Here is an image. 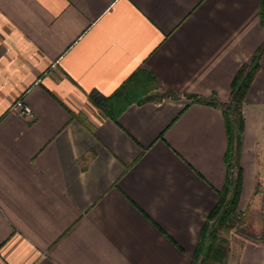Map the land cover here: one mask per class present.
I'll use <instances>...</instances> for the list:
<instances>
[{"label":"crops","instance_id":"obj_1","mask_svg":"<svg viewBox=\"0 0 264 264\" xmlns=\"http://www.w3.org/2000/svg\"><path fill=\"white\" fill-rule=\"evenodd\" d=\"M258 5L0 0V264H192L231 165L264 231V46L231 146L220 105L264 40ZM231 251L264 264L245 236Z\"/></svg>","mask_w":264,"mask_h":264},{"label":"trees","instance_id":"obj_2","mask_svg":"<svg viewBox=\"0 0 264 264\" xmlns=\"http://www.w3.org/2000/svg\"><path fill=\"white\" fill-rule=\"evenodd\" d=\"M258 19L261 26L264 27V0H259ZM264 46V40L260 47L253 53L248 60L243 63L230 83V91L226 102L220 103L222 106L224 128L230 146L234 144L241 132L242 119L240 108L246 89L258 67V58ZM122 88L116 90L108 97V105H119L121 110L128 104V98ZM164 97L173 95L165 91ZM192 101L198 100L197 97H188ZM107 100V99H106ZM142 100V99H141ZM211 104L216 103L210 99ZM114 119V115H112ZM226 159L228 158L226 154ZM230 168V166H229ZM227 174L224 177L222 191L218 195V200L211 211L206 216L200 229V236L195 249V255L192 264H224L227 252V239L225 235L233 229L234 232L245 236L253 242L264 244V231L258 235H250L243 231L244 213L236 212V202L240 189V173L235 170L233 180L228 181ZM260 192V186L255 184L253 194ZM264 199V188L262 189ZM224 235V236H223Z\"/></svg>","mask_w":264,"mask_h":264},{"label":"rangeland","instance_id":"obj_3","mask_svg":"<svg viewBox=\"0 0 264 264\" xmlns=\"http://www.w3.org/2000/svg\"><path fill=\"white\" fill-rule=\"evenodd\" d=\"M244 223L245 225L243 227V231L245 233L250 235H258L259 233H261L259 227H257L250 218L246 219L244 216ZM225 237L227 239L228 249L229 247H231L232 253L238 248V245L241 243V239L244 238L243 235L234 232L233 229L230 230L225 235Z\"/></svg>","mask_w":264,"mask_h":264},{"label":"built area","instance_id":"obj_4","mask_svg":"<svg viewBox=\"0 0 264 264\" xmlns=\"http://www.w3.org/2000/svg\"><path fill=\"white\" fill-rule=\"evenodd\" d=\"M9 112L18 116L24 120H30L32 118V112L27 105H25L20 98L15 99L8 109ZM235 175V168L233 165L228 169L227 179L228 181H232Z\"/></svg>","mask_w":264,"mask_h":264}]
</instances>
